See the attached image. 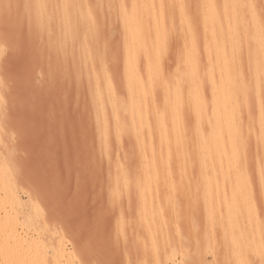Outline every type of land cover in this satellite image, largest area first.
Here are the masks:
<instances>
[{"label":"clouds","instance_id":"1","mask_svg":"<svg viewBox=\"0 0 264 264\" xmlns=\"http://www.w3.org/2000/svg\"><path fill=\"white\" fill-rule=\"evenodd\" d=\"M12 2L27 23L0 30V264H97L105 238L106 264H264V0ZM22 44L57 98L59 155L41 168L10 125Z\"/></svg>","mask_w":264,"mask_h":264},{"label":"rangeland","instance_id":"2","mask_svg":"<svg viewBox=\"0 0 264 264\" xmlns=\"http://www.w3.org/2000/svg\"><path fill=\"white\" fill-rule=\"evenodd\" d=\"M3 11L0 13V30L9 36H20L22 39L26 35V19L22 20L18 11L19 5L12 0H0ZM257 9L264 8V5L257 3ZM28 53L22 44L19 48L9 53L7 67L16 79L12 91V101L9 106L10 125L20 127L24 130L22 146L29 153V158L37 168L45 167L51 160V153L55 149L59 155V126L56 115V94L48 88L37 89L32 86L27 76ZM256 114V110L254 107ZM257 115V114H256ZM255 162V160H253ZM252 161V162H253ZM256 163V162H255ZM253 163V164H255ZM256 167V164L254 165ZM252 168L253 165L251 166ZM254 171V169H252ZM253 174V183L257 184L258 178ZM74 185V179H73ZM21 199L26 197L21 196ZM70 193L65 197L63 215L76 226L86 220L84 210L76 203H70ZM52 223L57 221L53 219ZM86 227V224H85ZM75 232V227L73 229ZM73 239V235H69ZM74 253L78 257V242ZM113 250L106 238L99 240L94 246L90 259L97 264H106V261L115 259Z\"/></svg>","mask_w":264,"mask_h":264},{"label":"bare ground","instance_id":"3","mask_svg":"<svg viewBox=\"0 0 264 264\" xmlns=\"http://www.w3.org/2000/svg\"><path fill=\"white\" fill-rule=\"evenodd\" d=\"M199 99L197 98L196 100V104L197 106H199ZM229 104V97H228V91H227V87L226 86H221L218 90H217V111H216V119L218 124H226L227 123V119H228V115H227V107ZM255 110H256V114L257 116L259 115V95H257L253 101ZM255 163L254 161L252 162L253 167H255L253 164ZM251 165V166H252ZM254 169V171H252L258 178V174L256 172V167L252 168Z\"/></svg>","mask_w":264,"mask_h":264}]
</instances>
